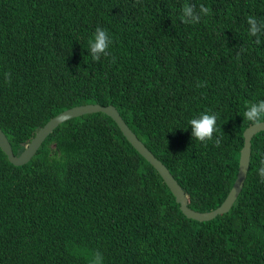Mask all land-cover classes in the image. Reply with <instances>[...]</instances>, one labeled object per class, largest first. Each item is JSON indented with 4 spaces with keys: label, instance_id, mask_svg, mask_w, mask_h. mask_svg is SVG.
Instances as JSON below:
<instances>
[{
    "label": "trees",
    "instance_id": "obj_1",
    "mask_svg": "<svg viewBox=\"0 0 264 264\" xmlns=\"http://www.w3.org/2000/svg\"><path fill=\"white\" fill-rule=\"evenodd\" d=\"M188 3L209 13L184 24ZM249 15L264 21V0H0V127L18 153L57 111L112 103L188 205L212 208L235 177L246 104L264 99V35H248ZM97 26L112 55L93 61ZM208 110L219 147L191 136ZM250 140L240 190L205 219L180 210L101 110L58 122L23 163L0 148V264H264V128Z\"/></svg>",
    "mask_w": 264,
    "mask_h": 264
},
{
    "label": "water",
    "instance_id": "obj_2",
    "mask_svg": "<svg viewBox=\"0 0 264 264\" xmlns=\"http://www.w3.org/2000/svg\"><path fill=\"white\" fill-rule=\"evenodd\" d=\"M101 110L107 113L116 122L122 133L130 141V143L157 169L161 177L168 185L169 189L174 195L175 200L178 202L180 210L188 217L205 219L214 216L219 212L226 211L238 191L241 188L243 180L246 175L249 154H250V142L251 136L254 132L264 128V123L259 125L247 124L242 130L243 141L239 150L238 164L235 173V177L226 192L223 199L212 208L199 210L190 207L187 203V196L183 187L172 175L167 166L145 145V143L136 135V133L129 127L126 121L123 119L117 108L112 103H98V102H82L68 107H65L53 115H51L38 129L33 133L27 143L18 152H13L11 144L6 134L0 127V148L6 154L8 160L12 163L20 164L25 162L34 153L37 146L47 134L58 122L70 116L80 114L88 111Z\"/></svg>",
    "mask_w": 264,
    "mask_h": 264
},
{
    "label": "clouds",
    "instance_id": "obj_3",
    "mask_svg": "<svg viewBox=\"0 0 264 264\" xmlns=\"http://www.w3.org/2000/svg\"><path fill=\"white\" fill-rule=\"evenodd\" d=\"M209 9L203 4L188 3L183 5L180 9V21L184 24L198 23L202 16H206ZM248 25V35L256 37V44H260L259 37L264 35V21L258 20L255 16L249 15L246 18ZM113 39L109 32L97 26L91 38L88 40V51L93 61H100L102 57L111 56L110 46ZM247 49L241 48L240 52H245ZM240 53H237L239 57ZM112 62L115 63V57H112ZM5 81H11V73L6 72ZM203 84H198L197 87H202ZM243 120L250 123V125H259L264 123V99L258 102H250L246 104V109L242 113ZM188 124L191 126V136L202 143L212 141L215 146L219 147L221 144V137L214 136L217 132V114L211 110L201 112L193 116ZM261 166L258 169V175L261 182H264V159L260 161Z\"/></svg>",
    "mask_w": 264,
    "mask_h": 264
}]
</instances>
